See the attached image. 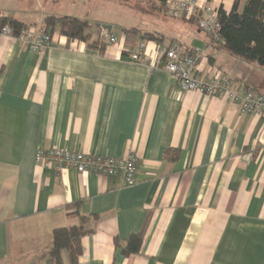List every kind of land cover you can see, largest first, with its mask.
I'll return each instance as SVG.
<instances>
[{
	"label": "crops",
	"instance_id": "1",
	"mask_svg": "<svg viewBox=\"0 0 264 264\" xmlns=\"http://www.w3.org/2000/svg\"><path fill=\"white\" fill-rule=\"evenodd\" d=\"M165 1L0 0V16L28 28L43 31L49 17L90 23L88 42L56 31L40 52L0 35V264H53L54 230L83 218L91 232L80 264H264V118L184 92L167 72L128 60V50L145 42L154 56L177 44L199 52L201 78L258 93L264 68L228 54L196 19L169 18ZM236 1L243 11L248 0H200L227 12ZM99 39L105 49L90 48ZM54 148L134 153L136 182L45 169L36 154ZM137 234L141 251L127 256Z\"/></svg>",
	"mask_w": 264,
	"mask_h": 264
},
{
	"label": "built area",
	"instance_id": "2",
	"mask_svg": "<svg viewBox=\"0 0 264 264\" xmlns=\"http://www.w3.org/2000/svg\"><path fill=\"white\" fill-rule=\"evenodd\" d=\"M165 11L172 19H196L198 28L212 41L220 40L221 24L218 11L200 0H166ZM1 36H12L27 44L33 52L49 49L53 37L35 28L22 30L15 36L10 27L0 32ZM110 38V44H116ZM200 54L193 56L182 53L177 44L158 47L154 56L148 53L147 44L140 43L137 48L128 50V60L148 65L153 70H163L170 74L184 92H196L207 97H223L235 104L241 114L264 118V93L247 89L229 78H201L199 75ZM36 161L45 169L55 172L73 170L77 173H91L102 176H119L126 186H133L138 171V158L131 153L126 158L114 159L98 155L72 152L62 149H40Z\"/></svg>",
	"mask_w": 264,
	"mask_h": 264
},
{
	"label": "trees",
	"instance_id": "3",
	"mask_svg": "<svg viewBox=\"0 0 264 264\" xmlns=\"http://www.w3.org/2000/svg\"><path fill=\"white\" fill-rule=\"evenodd\" d=\"M115 1V0H113ZM218 11L221 24L220 40L228 54L242 61L257 64L264 68V0H248L243 11L239 10L236 1L230 12L223 8ZM10 27L15 36L28 27L12 17L0 16V32L4 27ZM90 23L76 17H49L45 20L44 33L53 36L58 31L60 35L72 41L88 42ZM146 40L156 41L158 37L146 34ZM158 41V40H157ZM92 49L103 51L106 43L96 40L89 44ZM91 232L85 227L83 218L80 225L56 229L53 232L50 260L53 264H80L83 254L82 239ZM143 244V234L133 235L124 248L127 256L138 254ZM68 254V262L62 259V253Z\"/></svg>",
	"mask_w": 264,
	"mask_h": 264
},
{
	"label": "water",
	"instance_id": "4",
	"mask_svg": "<svg viewBox=\"0 0 264 264\" xmlns=\"http://www.w3.org/2000/svg\"><path fill=\"white\" fill-rule=\"evenodd\" d=\"M108 30H110V27H108Z\"/></svg>",
	"mask_w": 264,
	"mask_h": 264
}]
</instances>
